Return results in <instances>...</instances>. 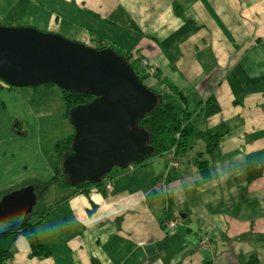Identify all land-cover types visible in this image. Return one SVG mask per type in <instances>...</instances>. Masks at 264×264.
Returning a JSON list of instances; mask_svg holds the SVG:
<instances>
[{
    "label": "crops",
    "instance_id": "0c3cea01",
    "mask_svg": "<svg viewBox=\"0 0 264 264\" xmlns=\"http://www.w3.org/2000/svg\"><path fill=\"white\" fill-rule=\"evenodd\" d=\"M0 25L133 54L143 83L178 101L193 128L178 159L113 168L88 194L50 186L55 210L37 233L52 255L30 258L11 234L4 264H264V0H0ZM200 132L220 134L216 148ZM201 159L211 177L198 184Z\"/></svg>",
    "mask_w": 264,
    "mask_h": 264
},
{
    "label": "water",
    "instance_id": "95a60500",
    "mask_svg": "<svg viewBox=\"0 0 264 264\" xmlns=\"http://www.w3.org/2000/svg\"><path fill=\"white\" fill-rule=\"evenodd\" d=\"M0 80L13 87L54 83L95 95L70 112L74 138L62 169L74 186L100 183L113 168L142 163L154 153L149 132L135 128L154 110L157 95L112 47L96 48L33 26L0 25ZM36 203L34 185L7 193L0 201V222H17Z\"/></svg>",
    "mask_w": 264,
    "mask_h": 264
},
{
    "label": "rangeland",
    "instance_id": "374dc122",
    "mask_svg": "<svg viewBox=\"0 0 264 264\" xmlns=\"http://www.w3.org/2000/svg\"><path fill=\"white\" fill-rule=\"evenodd\" d=\"M67 38L76 40L73 34ZM164 102H173L180 114L178 101L168 96ZM65 111L63 91L57 85L1 90L0 190L29 183L35 178L43 181L50 178L55 166L56 143L74 133L70 118L64 116ZM152 157L146 159L147 165ZM157 157L154 158L158 160ZM12 183L13 186L10 185ZM36 209L38 205H35ZM37 215L32 214V219L36 220ZM1 238L4 237H0L3 241ZM3 249L6 248L0 247V250Z\"/></svg>",
    "mask_w": 264,
    "mask_h": 264
},
{
    "label": "trees",
    "instance_id": "16d2710c",
    "mask_svg": "<svg viewBox=\"0 0 264 264\" xmlns=\"http://www.w3.org/2000/svg\"><path fill=\"white\" fill-rule=\"evenodd\" d=\"M175 13L179 16H182V8L179 5H175ZM93 47L103 48L111 47L106 43L95 44ZM113 48V47H112ZM117 51V50H116ZM118 53L124 55L128 62L134 67L137 75L138 71L136 70V63L133 60V54L129 52L117 51ZM139 76V75H138ZM46 85H55L54 83H45ZM42 85V84H41ZM13 87L1 81L0 92L3 88ZM171 90L176 91L172 88ZM64 100L66 104V111L64 116L70 118L71 109L79 104H86L91 102L95 95L91 94L89 91H68L63 90ZM158 98V104L153 111L147 113L143 118L139 119L138 124L136 125V130L142 132L146 130L149 132L148 144L154 149L152 156L164 155L170 152V150L175 146V154L173 159H178L181 157L187 150L190 145V138L193 136V128L188 122V117H186V111L182 114L176 111V107L173 102H164V99L158 94L156 90H153ZM176 94L181 98H184L181 93L176 91ZM183 115V116H182ZM177 134L180 136L177 137ZM200 134H208L207 132H200ZM74 133L67 136L63 140H59L55 145V166L52 175L49 179L43 181L39 179H34L29 183H21L6 190H0V201L4 195L10 193L13 190L22 188L27 185H34L35 192L37 195L38 209L34 210L32 214H38L36 219H32V214L25 215L15 223L4 224L0 222V237L13 234L14 236L23 235L30 244L31 252L29 254L30 258H46L52 255V248L45 245L37 233V225L52 211L45 210L44 196L45 192L49 189L50 186L54 185L57 190L67 189V188H76L80 192L86 194L89 193V190L92 186L100 185L106 176L101 180L100 183L92 184L88 181L74 186L67 175L62 169V161L65 154L72 151ZM220 134H208L209 139V150L216 148L219 141ZM172 159V160H173ZM139 165H147V160ZM198 172L200 175V180L197 182L201 184L203 181L211 177V171L209 167V162L206 159L198 160L197 162ZM109 175V174H108ZM107 175V176H108ZM94 209V208H93ZM93 209H90L89 212L92 213ZM13 258V252L9 249L0 250V264L11 260ZM247 264H259V261L256 257L250 258Z\"/></svg>",
    "mask_w": 264,
    "mask_h": 264
},
{
    "label": "built area",
    "instance_id": "2783aa9c",
    "mask_svg": "<svg viewBox=\"0 0 264 264\" xmlns=\"http://www.w3.org/2000/svg\"><path fill=\"white\" fill-rule=\"evenodd\" d=\"M142 64L147 67V69H148V71L150 73L155 74L156 69L153 66H149L147 60H142ZM179 136L180 135L177 134V137H179ZM169 154H170L171 158L173 159L174 158V154H175V146L170 150ZM127 168L134 169V164L133 163L129 164L127 166ZM111 188H112V184L109 181V182L106 183V189H111ZM180 225H181V222L179 220H176V219H172V220H170L168 222V228L169 229H173L174 230ZM200 244H201V247L203 249H208L210 247V243H209L208 239H206V238L202 239Z\"/></svg>",
    "mask_w": 264,
    "mask_h": 264
}]
</instances>
